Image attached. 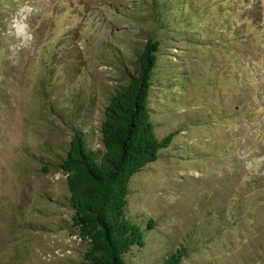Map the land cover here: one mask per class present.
<instances>
[{"label": "rangeland", "instance_id": "374dc122", "mask_svg": "<svg viewBox=\"0 0 264 264\" xmlns=\"http://www.w3.org/2000/svg\"><path fill=\"white\" fill-rule=\"evenodd\" d=\"M150 32L152 120L179 131L130 180L145 243L125 258L264 264V0H0V264H85L57 165L76 132L101 157Z\"/></svg>", "mask_w": 264, "mask_h": 264}, {"label": "trees", "instance_id": "16d2710c", "mask_svg": "<svg viewBox=\"0 0 264 264\" xmlns=\"http://www.w3.org/2000/svg\"><path fill=\"white\" fill-rule=\"evenodd\" d=\"M160 49L161 39L150 32L134 70L105 106L101 157L87 146L86 135L76 132L57 165L67 174L75 209L73 226L89 243L85 264H132L125 253L145 243L144 230L125 213L129 183L134 174L158 159L161 149L168 147L179 131L158 136L151 116L152 76ZM260 175L264 178V173ZM153 224L150 219L149 226ZM182 253L176 250L163 264H180Z\"/></svg>", "mask_w": 264, "mask_h": 264}]
</instances>
